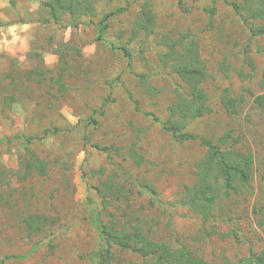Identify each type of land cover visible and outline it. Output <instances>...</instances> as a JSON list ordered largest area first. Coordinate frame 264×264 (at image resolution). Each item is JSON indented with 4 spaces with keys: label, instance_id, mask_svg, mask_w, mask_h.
Returning a JSON list of instances; mask_svg holds the SVG:
<instances>
[{
    "label": "rangeland",
    "instance_id": "rangeland-1",
    "mask_svg": "<svg viewBox=\"0 0 264 264\" xmlns=\"http://www.w3.org/2000/svg\"><path fill=\"white\" fill-rule=\"evenodd\" d=\"M44 2L0 0V171L7 173L0 264H98L93 212L109 231L112 264H154L122 238L137 224L157 250L166 245L208 264L264 251V106L255 103L264 97L262 22L244 24L231 7L239 0H102L74 29L67 16L49 21ZM117 10L98 42V22ZM143 10L154 16L153 30L133 37ZM163 37L196 43L207 72L201 87L211 113L185 133L213 145L229 134L227 147L254 159L247 192L217 200L208 222L180 204L206 150L161 126L183 91L160 63ZM110 45L130 53V67ZM226 93L236 102L231 115ZM29 153L46 163L45 177L25 174ZM109 178L121 187L115 197L97 192ZM32 216L47 220L41 232L27 230Z\"/></svg>",
    "mask_w": 264,
    "mask_h": 264
},
{
    "label": "trees",
    "instance_id": "trees-1",
    "mask_svg": "<svg viewBox=\"0 0 264 264\" xmlns=\"http://www.w3.org/2000/svg\"><path fill=\"white\" fill-rule=\"evenodd\" d=\"M102 0H45L42 8L45 10L49 21L59 25L60 21L67 16L70 25L76 29L80 25V20L90 18L94 15V7ZM10 7H14L16 0H7ZM233 12L238 15L244 24L247 22H262L263 28L257 34L264 35V0H239V3L231 4ZM110 13L101 18L97 24V41L103 42L105 33L108 30V21L111 17L120 13ZM133 37L139 33L150 35L154 27V16L143 10L135 24ZM256 35V34H254ZM161 44L165 52L160 56V63L167 68L183 86V91L177 94L176 100L169 107L170 121L161 124L164 132L179 143L198 141L199 145L206 150L205 156L195 167V182L192 187L184 188L181 194L180 204L187 208L192 214L200 218L203 222H208L212 217V211L217 200L229 199L247 192L249 183L254 175V159L251 154H240L227 147L231 139L226 134L219 139L216 145L209 140L198 139L185 133L187 125L205 115L211 113L207 105V96L202 89V84L207 79V72L204 63L200 59L198 46L192 41L180 38L173 41L168 37H163ZM113 51L120 52L126 59L128 67L131 65V55L125 48H116L110 45ZM255 103L264 106V97L257 98ZM222 104L227 114L231 115L236 109V102L230 99L226 93L222 97ZM153 123L160 124L159 121L150 114H145ZM92 123H95L93 120ZM58 130H47L43 132L42 138L54 136ZM22 139V138H21ZM2 142L0 141V144ZM30 144L29 140H25ZM46 163L39 161L33 153H29L28 161L23 163L25 174L35 173L40 177H45ZM7 173L0 171V187L6 184ZM264 187V177L262 178ZM99 195H110L115 197L121 193V187L115 186L112 178L101 185L97 190ZM94 222L99 234V249L94 255V260L98 264H112L113 258L110 254V247L107 240L108 229L99 220V216L93 212ZM47 220L35 216L24 220L29 232H41ZM123 240L134 239L137 243L136 253L142 259L154 258V264H208L204 260L196 257L192 253H176L166 245L158 246L155 242L145 238L143 228L140 224L134 227L125 228L122 233ZM123 250L129 249L126 244H119ZM13 260L6 258L4 261ZM223 264H264V251L257 255H250L236 263L224 260Z\"/></svg>",
    "mask_w": 264,
    "mask_h": 264
}]
</instances>
